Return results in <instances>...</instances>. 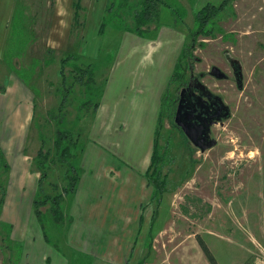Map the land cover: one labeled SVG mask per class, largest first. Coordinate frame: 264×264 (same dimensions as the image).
<instances>
[{"label": "rangeland", "instance_id": "obj_1", "mask_svg": "<svg viewBox=\"0 0 264 264\" xmlns=\"http://www.w3.org/2000/svg\"><path fill=\"white\" fill-rule=\"evenodd\" d=\"M177 1L184 8L182 22H175L169 7L163 5L160 24H151L139 36L111 24L98 34L106 0H81L82 9L75 21L72 0H0V20L8 19L9 34L4 71L14 68L29 84L34 98L27 141L24 146L25 128L21 125L16 145L22 143L23 152L34 156L42 144L40 135L47 138L44 147L52 148L58 127L71 131L86 145L88 138L99 140L100 127L101 132L111 131L110 138L118 144L111 149L114 159H127L135 150L121 148L142 131L141 124L133 129L126 126L131 108L149 94L156 96L158 113L163 95L168 97L165 106L170 105L177 86L176 82L169 84L174 64L192 41L187 74L197 78L228 114L208 128L212 145L205 151L165 118L159 144L160 151H165L162 173L167 174L168 186L159 201L146 204V223L138 235V245L144 238L145 245L137 260L132 258L129 264H209L197 236L217 264H264V0ZM205 8L210 12L207 33H196V11ZM119 18L132 25L130 13L120 10ZM69 54L75 60L62 66L61 59ZM12 55L17 56L12 59L14 65L9 61ZM73 61L95 69L96 88L90 89L93 97L86 109L79 108L87 98V88L75 82ZM212 67L219 69L220 76L213 75ZM105 87L107 95L113 90L121 96L127 89L124 95L131 107L111 128V119L104 122L94 117L95 103L98 107ZM1 114L3 134V123L15 115L12 111ZM4 142L0 140V144ZM0 149V194L5 187L4 201L13 173L11 185L16 188L24 183L27 193L33 194V175L27 177L24 167L32 158H22V162L10 159V166L6 152ZM83 151L76 149L78 164ZM50 167L44 189L52 195L60 192L67 180L65 166ZM115 189L124 191L127 199H135V183L127 180ZM33 197L14 203L10 195L7 205L0 206V264H50L45 263V257L51 264H90L89 255L68 246L65 224H56L49 214L44 220L48 241L44 240L33 213ZM48 206L41 210L47 213Z\"/></svg>", "mask_w": 264, "mask_h": 264}, {"label": "crops", "instance_id": "obj_2", "mask_svg": "<svg viewBox=\"0 0 264 264\" xmlns=\"http://www.w3.org/2000/svg\"><path fill=\"white\" fill-rule=\"evenodd\" d=\"M6 19L0 20V78L2 79L0 87L1 90L3 89V91L0 90V113L3 111L11 113L12 111L15 116L3 123L5 130L3 134L0 133V140L5 142L0 144V147L6 152L8 163L11 166L12 159L22 162L26 157L32 158L31 155L23 152L22 143L16 145V142L19 140L20 127L23 125L25 128L22 133L24 134L23 145L25 146L34 98L30 96L32 89L29 84L19 77L14 68L4 71L7 64L4 62V55L9 35L8 19L7 22ZM15 57L17 56L12 55L9 61L14 60ZM12 64H15L14 61ZM126 91L128 90H123L121 96L116 95L113 90L107 95L106 87L103 88V97L101 95L99 106L94 112L95 119L102 118L104 122L106 119H111L109 128L114 125L116 118L121 119L122 112L126 113L127 109L131 108L128 106L129 99H126V95H124ZM141 92L143 91L138 90V93ZM156 104V96L149 94L140 103L135 104L133 109L131 108L128 115L131 120L127 121L126 126L133 129L139 128L141 124L142 131L138 136H136L137 133L133 134L128 144L124 143L121 148L135 150V153L128 156L127 159H114L115 154L111 149L118 144L114 143L115 138H110L111 131L101 132L100 127L97 131L99 140L88 138L85 145L86 148L79 164L83 172L74 194L68 196L64 201V224L68 246L74 252L79 251L89 255L90 264H129L132 258L137 260L136 257L145 245V238L138 245V235L142 230V223H146L144 209L147 207L146 204L150 203L152 195V188L148 186L144 173L149 166L152 151V137L159 106L156 107ZM141 117H143L142 121L139 120ZM99 123L103 125L101 120ZM93 137L95 136L93 135ZM30 164L31 161L24 167L27 177L33 175L32 179L28 178L30 181L33 180L31 188L33 194L27 193L24 183L16 188L11 185L13 173L11 179L8 178L7 197L3 202V207L7 205L6 200L10 195L14 198V203H18L19 198H26L28 195L34 196L37 183L36 174L38 173L30 171ZM127 180L136 185L134 200L127 199L128 196L124 195V191L115 189ZM16 182H20L19 179ZM41 242L44 244L43 239ZM44 246L46 245L44 244ZM49 259V257H45V263L51 264Z\"/></svg>", "mask_w": 264, "mask_h": 264}, {"label": "trees", "instance_id": "obj_3", "mask_svg": "<svg viewBox=\"0 0 264 264\" xmlns=\"http://www.w3.org/2000/svg\"><path fill=\"white\" fill-rule=\"evenodd\" d=\"M166 5L169 7L174 21L178 20L182 22L184 8L179 4L177 0H106V5L104 8V14L101 18L100 25L98 28V34H102L104 29L108 25H114L117 29H122L129 32H134L139 36L148 31L149 26L154 24L156 27L160 24V11L161 7ZM72 6L74 8L73 18L74 21L78 18L79 11L82 9L81 0H72ZM123 10L127 13H130L132 19V25L127 26L122 19L119 18V11ZM210 12L206 11V8L196 11V19L199 21L197 23L196 33H207L206 22ZM117 17L118 20L116 23H111L112 20ZM192 41L190 44H187L183 47V51L177 58L171 78L169 79V84L176 82L177 86L174 90V96L177 92V89L181 87L188 79L189 75L187 74L188 67L190 65V57L192 56ZM74 55L69 54L66 57L61 59V65L70 60H75ZM73 69L76 71L75 82L80 83L81 85L87 88V98L82 101L79 108L86 109L91 103V98L93 97V92L90 89L95 86V69L91 64L79 65L72 62ZM28 84V83H27ZM70 89V87H68ZM103 91V90H102ZM67 92L63 94V100L67 96ZM95 96V95H94ZM168 98L166 95H163L160 99V110L156 119V125L153 133L152 140V151L150 155L149 166L144 173V177L147 179V183L152 186V195L151 200L157 199L159 201L160 195L167 189L168 178L167 174L162 173V167L165 162V151H160L161 145L159 144V139L161 136V128L163 122L167 117L170 122L174 125L173 119H171L170 110L172 109L171 103L165 106V99ZM34 104V102H33ZM97 107V102L94 106V112ZM61 121H58L57 124L60 125ZM42 144L37 149L34 156H32L31 170H36L39 173L36 184V193L32 199V209L35 215V218L41 229L43 238L45 241H48V236L45 230V217L46 214H49L51 219L56 224H64L65 222V213L63 209V203L68 196L74 194L80 176L83 172V169L77 162V152H82L85 149V145L80 144V140L76 137H73L71 131L67 129H62L58 127L54 130V137L51 146L44 147L47 138L44 135H40ZM1 150V149H0ZM80 154V153H79ZM2 158V156H1ZM3 159V158H2ZM56 165V167L65 166L63 175L67 180V184L61 188L60 192L54 194H49L45 192L44 182L47 179L48 173L50 171V165ZM6 165V164H5ZM7 168V166H5ZM55 188V185H52ZM6 189L3 187L1 189L0 196V206L3 205ZM49 203L48 208L45 211L41 210V207H44ZM197 241L201 247V250L208 260L209 264H217L216 259L212 255L210 249L205 244L201 237L197 236ZM48 262V259H46ZM140 262V261H139ZM139 264V263H138Z\"/></svg>", "mask_w": 264, "mask_h": 264}, {"label": "flooded vegetation", "instance_id": "obj_4", "mask_svg": "<svg viewBox=\"0 0 264 264\" xmlns=\"http://www.w3.org/2000/svg\"><path fill=\"white\" fill-rule=\"evenodd\" d=\"M171 104L173 122L175 116H177L179 122L187 127L193 128V130L198 129L200 125L203 127L201 129L202 133L197 137V142L200 145L211 142L208 128L216 125L217 119L223 117L226 113L228 114L221 102L203 88L197 78L189 77L177 89ZM176 126L181 129L177 124ZM192 144L195 146L194 143ZM200 145L195 147L200 149Z\"/></svg>", "mask_w": 264, "mask_h": 264}, {"label": "water", "instance_id": "obj_5", "mask_svg": "<svg viewBox=\"0 0 264 264\" xmlns=\"http://www.w3.org/2000/svg\"><path fill=\"white\" fill-rule=\"evenodd\" d=\"M211 72H212L213 75H215V76H220V74H219V69L216 68V67H212ZM174 122H175L178 126H180V128H181L183 134L188 138L189 141H191L192 143H194L195 146H199V145H200V144L197 142V140H198L197 137H198V135H199L200 133H202L201 129H202L203 127H202L201 125L198 127V129L193 130V128L187 127V126L183 125L181 122H179V121L177 120V116H175V118H174ZM211 145H212V142H208V143H206V144L200 145V150H201V151H205L206 149H208L209 147H211Z\"/></svg>", "mask_w": 264, "mask_h": 264}]
</instances>
